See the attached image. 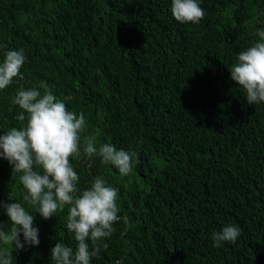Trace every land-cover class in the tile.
Wrapping results in <instances>:
<instances>
[{"label":"trees","instance_id":"trees-1","mask_svg":"<svg viewBox=\"0 0 264 264\" xmlns=\"http://www.w3.org/2000/svg\"><path fill=\"white\" fill-rule=\"evenodd\" d=\"M198 2L192 24L172 0H0V61L26 56L24 78L0 90V135L20 126L16 92L46 87L84 114L97 145L139 157L127 176L70 157L81 188L102 176L118 189L120 220L90 264H264V103L248 104L229 70L264 29V0ZM19 175L0 158V200L12 190L23 202ZM29 211L40 243L13 248L12 264H52L56 242L75 248L67 207L47 220ZM226 224L241 235L214 247Z\"/></svg>","mask_w":264,"mask_h":264},{"label":"clouds","instance_id":"clouds-1","mask_svg":"<svg viewBox=\"0 0 264 264\" xmlns=\"http://www.w3.org/2000/svg\"><path fill=\"white\" fill-rule=\"evenodd\" d=\"M171 11L180 23L197 24L204 18L198 0H172ZM251 46L241 50L229 67L231 79L246 94L248 104L264 103V29ZM26 61L23 50H6L0 61V90L23 79L21 68ZM40 87H44L41 85ZM12 103L22 111L16 116L19 127H11L0 135V158L8 161L12 173H20L19 182L24 194L22 201L10 190L7 201L0 200V209L9 221H0V264H12V251L25 245H39V229L34 227V208L44 219L56 216L67 207L66 228L74 234L75 248L56 242L50 249L52 264H90L99 255L102 243L115 232L120 220L117 204L118 189L102 176H96L88 187L81 188L80 176L70 157L86 161L99 157L101 163L113 165L122 176L129 175L139 164L135 152L116 148L112 143L97 145L94 135H84L87 121L83 113L69 111L66 104L44 87L19 89ZM15 199L17 202H11ZM10 222V223H9ZM241 229L226 224L212 233L214 247L222 242L236 243ZM23 236V242L21 241ZM8 246H11L9 250ZM115 264H123L117 260Z\"/></svg>","mask_w":264,"mask_h":264}]
</instances>
